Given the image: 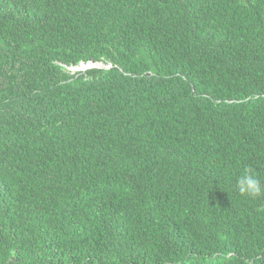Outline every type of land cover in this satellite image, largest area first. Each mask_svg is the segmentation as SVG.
I'll list each match as a JSON object with an SVG mask.
<instances>
[{
    "label": "trees",
    "instance_id": "16d2710c",
    "mask_svg": "<svg viewBox=\"0 0 264 264\" xmlns=\"http://www.w3.org/2000/svg\"><path fill=\"white\" fill-rule=\"evenodd\" d=\"M246 168L264 0H0V264H264Z\"/></svg>",
    "mask_w": 264,
    "mask_h": 264
},
{
    "label": "clouds",
    "instance_id": "9594fccd",
    "mask_svg": "<svg viewBox=\"0 0 264 264\" xmlns=\"http://www.w3.org/2000/svg\"><path fill=\"white\" fill-rule=\"evenodd\" d=\"M85 66L80 64L78 66H71L70 71L72 73L79 70V67ZM91 68L93 65H87ZM98 65L97 67H99ZM105 67H110V64H107ZM84 71V70H82ZM99 137H104L105 134H97ZM237 188L239 193L253 199H258L264 197V182L249 168L243 170L241 175L237 179Z\"/></svg>",
    "mask_w": 264,
    "mask_h": 264
},
{
    "label": "rangeland",
    "instance_id": "374dc122",
    "mask_svg": "<svg viewBox=\"0 0 264 264\" xmlns=\"http://www.w3.org/2000/svg\"><path fill=\"white\" fill-rule=\"evenodd\" d=\"M88 68H89V67H88L87 65H85V66H83V67L80 66V67H79V70L82 71V70H86V69H88Z\"/></svg>",
    "mask_w": 264,
    "mask_h": 264
}]
</instances>
